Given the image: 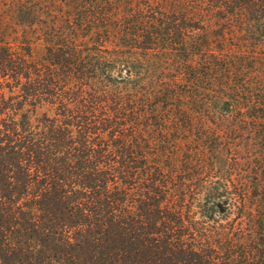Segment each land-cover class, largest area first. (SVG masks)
Returning <instances> with one entry per match:
<instances>
[{
  "label": "trees",
  "instance_id": "trees-1",
  "mask_svg": "<svg viewBox=\"0 0 264 264\" xmlns=\"http://www.w3.org/2000/svg\"><path fill=\"white\" fill-rule=\"evenodd\" d=\"M0 264H264V0H0Z\"/></svg>",
  "mask_w": 264,
  "mask_h": 264
}]
</instances>
